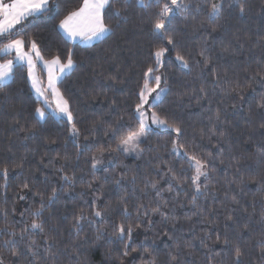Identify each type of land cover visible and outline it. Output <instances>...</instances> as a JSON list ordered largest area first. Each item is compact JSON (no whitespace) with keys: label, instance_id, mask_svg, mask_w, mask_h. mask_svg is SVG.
Wrapping results in <instances>:
<instances>
[{"label":"trees","instance_id":"trees-1","mask_svg":"<svg viewBox=\"0 0 264 264\" xmlns=\"http://www.w3.org/2000/svg\"><path fill=\"white\" fill-rule=\"evenodd\" d=\"M82 2L51 0L0 38L23 36L25 49L34 40L44 60L72 49L75 66L56 87L78 129L50 112L41 120L26 66L13 69L0 88V264H237V248L238 264H264V0H221L213 16V0H187L160 34L153 22L169 0H109L111 32L71 42L59 21ZM149 67L165 88L150 109L181 132L151 127L132 156L117 145L138 128ZM192 156L206 165L199 191Z\"/></svg>","mask_w":264,"mask_h":264},{"label":"snow or ice","instance_id":"snow-or-ice-1","mask_svg":"<svg viewBox=\"0 0 264 264\" xmlns=\"http://www.w3.org/2000/svg\"><path fill=\"white\" fill-rule=\"evenodd\" d=\"M51 0H10V2L6 3L4 0H0V38L5 35L15 34L16 32L21 31L22 29H18L16 26L21 25L25 18L29 16H35L37 13L46 12L49 10ZM157 3H160V0H156ZM109 3V0H83L82 5L75 11L69 12L59 21V28L63 30L65 36L69 40H75L77 38H81L83 40L92 41L94 39L103 38L105 33H110L111 28L109 25L105 24L104 17L102 15V10ZM139 3L144 4V0H139ZM189 7L187 0H169V2H165L161 5L160 11L157 14L153 22V30L157 34H160L163 30L166 29L167 25L171 22V16L174 10L184 11ZM209 15H218L222 8L223 3L221 0H213L208 5ZM243 6H241V12H243ZM119 9L117 10V14H119ZM167 40L168 44H172L174 42L173 36L168 35L164 37ZM26 47V39L23 36H20L16 39L9 40L8 43L4 44L3 47H0V53L8 54L11 52H15V57L11 60H7L4 63L0 64V88H4L8 85V83L14 78L13 69L17 66L27 67V76L28 79L31 80L32 87L35 89L36 93L39 96H44V91L38 86V81L35 78V70L38 63H43V68L47 71V81L48 88L52 89V91L59 95L58 89L56 88V83L61 79L62 76L71 72V70L75 66V62L73 60V51L72 49L68 50V55L66 59L61 58L60 55L53 56L50 60H44V57L41 54L37 43L33 40L30 42V47L27 51H25ZM167 51L166 48L157 49L153 55L155 57V63L158 66L160 64V59ZM177 60L181 61L185 67H187V61L184 60L183 56L179 54L176 57ZM157 67H149L144 72L145 82L141 87L138 98L139 103L136 104V114L138 115L139 125L135 130H130L129 133L123 137L119 144L117 145V149L123 151L126 154L138 153L139 144L142 139L151 131V127L149 124V120L151 124L157 125L160 127H164L166 129H171L175 131L178 135L181 132V129L173 124H169L166 120H162L159 118L156 112H151V116L147 109L152 108L156 102H159L162 94L165 92V88L161 87L163 82V78L160 75H153L155 71H157ZM155 81L154 86H150L151 81ZM35 113L38 117L43 120L46 118V110L41 107H37L35 109ZM57 113L62 114V116L67 117V122L72 125L70 131L75 136L78 135V129L75 127L73 123V115L70 110L69 104L63 98H60V102L57 105ZM174 150H178L175 148L174 142ZM192 162L191 166L194 168L195 172L192 176V183L196 186V190H200V186L198 184V180L201 176H206V172L204 171L205 162L198 159L195 156L189 158ZM98 161L95 157H93V167H96ZM8 170L3 169V175L5 178L7 177ZM65 180L69 179L68 177H64ZM155 186V185H153ZM23 187H28L27 184L23 185ZM57 195L56 189L52 190L49 199H54ZM23 199V197H21ZM41 214V210L37 209L33 212V216H38ZM94 215L97 217L101 216L100 211H94ZM84 217L77 218V224ZM31 227L33 229L40 228L42 226L34 219L32 221ZM118 236L123 239L125 233L124 225H120L118 227ZM127 232L129 235V239L131 238L132 227L128 226ZM7 243V241L5 242ZM130 245L128 243L125 244V249H127ZM31 251V249H30ZM13 256L18 255V253L13 252ZM34 255V253H33ZM124 255H127V251L124 252ZM242 253L239 248L236 249L235 259L237 264L241 257Z\"/></svg>","mask_w":264,"mask_h":264},{"label":"rangeland","instance_id":"rangeland-1","mask_svg":"<svg viewBox=\"0 0 264 264\" xmlns=\"http://www.w3.org/2000/svg\"><path fill=\"white\" fill-rule=\"evenodd\" d=\"M38 65V64H37ZM37 67V66H36ZM43 72V76H44V79H42V77L39 79L38 78V86L41 88L42 91H44V96H39L35 89L32 87L33 89V92L34 94L41 100L43 106L42 108H44L46 110V112H50L52 113L54 116L56 117H63L65 119H67L66 116H62V114H58L57 113V105L58 103L60 102V98L62 97L61 94L59 93V95L55 94L52 89H49L47 84H48V81H47V72H45L44 70H42ZM154 82V81H153ZM153 84V83H152ZM150 84V86H154V84L152 85ZM57 88V87H56ZM59 92V91H58ZM63 98V97H62ZM64 100V99H63ZM148 113H149V116H151V112H153L152 109H147ZM138 117V115H137ZM160 118V117H159ZM162 119V118H160ZM163 120V119H162ZM149 124H150V127H153V128H161V129H165L164 127H160V126H157V125H153L151 124V121L149 120ZM119 144V143H118ZM138 153H140V148H138ZM128 155H132V156H136L137 154L136 153H132V154H128ZM98 161L97 165H100L101 163V160L102 159H96ZM190 163L192 164V162L190 161ZM205 171V170H204ZM195 172V170H194ZM205 176H201L198 180V182L200 183L201 181H203Z\"/></svg>","mask_w":264,"mask_h":264},{"label":"crops","instance_id":"crops-1","mask_svg":"<svg viewBox=\"0 0 264 264\" xmlns=\"http://www.w3.org/2000/svg\"><path fill=\"white\" fill-rule=\"evenodd\" d=\"M4 2H6V3H8V2H10V0H4ZM83 3V2H82ZM82 5V4H81ZM60 29V28H59ZM60 31H61V33L64 35V37L67 39V40H69L66 36H65V34H64V32H63V30L62 29H60ZM94 40H97V39H94ZM94 40H92V41H94ZM69 41H71V42H81V43H90V42H92V41H87V40H83V39H81V38H77V39H75V40H69ZM8 43V42H7ZM28 49H25V51H27ZM11 54H12V59L15 57V52L13 51V52H11ZM8 60H11V59H8ZM5 61H7V60H5ZM5 61H2V62H0V64H2V63H4ZM38 65H40V67H41V69L42 70H44L45 72H47L44 68H43V63L42 62H40V63H38ZM26 66V65H25ZM27 68V67H26ZM34 75H35V78L37 79V81H38V78L40 77L41 78V76H40V74L38 73V71H37V67H36V70H35V73H34ZM39 78V79H40ZM29 80V79H28ZM29 83L31 84V80H29ZM32 85V84H31Z\"/></svg>","mask_w":264,"mask_h":264}]
</instances>
